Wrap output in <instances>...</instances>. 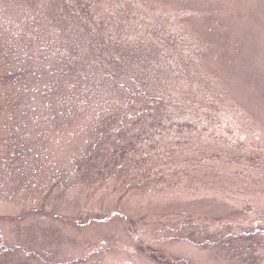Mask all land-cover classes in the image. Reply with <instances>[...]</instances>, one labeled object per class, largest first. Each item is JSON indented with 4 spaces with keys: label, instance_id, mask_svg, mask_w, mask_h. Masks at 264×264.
<instances>
[{
    "label": "rangeland",
    "instance_id": "1",
    "mask_svg": "<svg viewBox=\"0 0 264 264\" xmlns=\"http://www.w3.org/2000/svg\"><path fill=\"white\" fill-rule=\"evenodd\" d=\"M0 264H264V0H0Z\"/></svg>",
    "mask_w": 264,
    "mask_h": 264
}]
</instances>
